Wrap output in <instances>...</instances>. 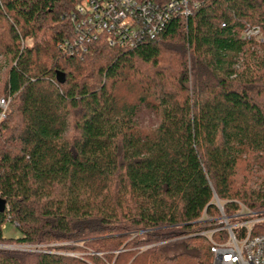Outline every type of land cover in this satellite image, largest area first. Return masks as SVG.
Instances as JSON below:
<instances>
[{
    "label": "trees",
    "instance_id": "16d2710c",
    "mask_svg": "<svg viewBox=\"0 0 264 264\" xmlns=\"http://www.w3.org/2000/svg\"><path fill=\"white\" fill-rule=\"evenodd\" d=\"M199 1L155 41L69 54L79 0H0V244L102 254L0 264H212L216 202L264 211V0Z\"/></svg>",
    "mask_w": 264,
    "mask_h": 264
},
{
    "label": "built area",
    "instance_id": "2783aa9c",
    "mask_svg": "<svg viewBox=\"0 0 264 264\" xmlns=\"http://www.w3.org/2000/svg\"><path fill=\"white\" fill-rule=\"evenodd\" d=\"M199 6V0H79L69 17L73 35L61 47L78 54L103 39L112 47L132 49L157 40L174 20H188ZM243 37L260 41L261 30L248 28ZM8 102L0 101V122ZM216 206L221 214L217 227L198 234L210 243L212 264H264V211L238 203V211L227 216L219 201Z\"/></svg>",
    "mask_w": 264,
    "mask_h": 264
},
{
    "label": "rangeland",
    "instance_id": "374dc122",
    "mask_svg": "<svg viewBox=\"0 0 264 264\" xmlns=\"http://www.w3.org/2000/svg\"><path fill=\"white\" fill-rule=\"evenodd\" d=\"M259 41V40H258ZM261 43V41L259 42ZM1 65H3V60L0 57V67ZM4 72L2 71V81H4ZM2 86V85H1ZM4 97L1 96L0 97V101L3 99ZM9 111V102L6 105V107H4L2 109L3 114H5L4 116H6L7 112ZM5 119V117H4ZM139 122L141 124V126H143L144 128H152L154 126L157 125L158 121L155 117V115L153 113H151L149 110L147 109H143L140 117H139ZM221 216L220 212H219V216L218 218ZM146 232H141L139 233L140 235H144ZM5 237L6 238H17L19 237V233L17 228L8 223L5 227ZM3 245L4 247L0 248V250H6V251H16V252H23V253H31V254H36V253H53V254H60L63 256H68L71 258H76V259H81V260H86V258L88 256H92V255H99L101 256V253H93L89 250H86L85 252H57L54 250H51V248L53 247H59V246H65V245H72V246H77V247H81L83 248V245L80 242H68V243H59V244H50V245H45V244H41V245H16V244H10V243H4V244H0Z\"/></svg>",
    "mask_w": 264,
    "mask_h": 264
},
{
    "label": "water",
    "instance_id": "95a60500",
    "mask_svg": "<svg viewBox=\"0 0 264 264\" xmlns=\"http://www.w3.org/2000/svg\"><path fill=\"white\" fill-rule=\"evenodd\" d=\"M6 209H7V202L4 199L0 198V213H4L6 211ZM144 232H146V231H144ZM2 247H4V246L0 245V248H2Z\"/></svg>",
    "mask_w": 264,
    "mask_h": 264
}]
</instances>
